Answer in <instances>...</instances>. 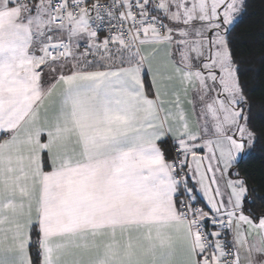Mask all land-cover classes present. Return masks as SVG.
Masks as SVG:
<instances>
[{"label": "snow or ice", "instance_id": "6c2138e0", "mask_svg": "<svg viewBox=\"0 0 264 264\" xmlns=\"http://www.w3.org/2000/svg\"><path fill=\"white\" fill-rule=\"evenodd\" d=\"M264 0H0V264H264Z\"/></svg>", "mask_w": 264, "mask_h": 264}, {"label": "trees", "instance_id": "16d2710c", "mask_svg": "<svg viewBox=\"0 0 264 264\" xmlns=\"http://www.w3.org/2000/svg\"><path fill=\"white\" fill-rule=\"evenodd\" d=\"M245 166L253 176L259 178L262 175L261 169L264 168V152L257 151Z\"/></svg>", "mask_w": 264, "mask_h": 264}]
</instances>
